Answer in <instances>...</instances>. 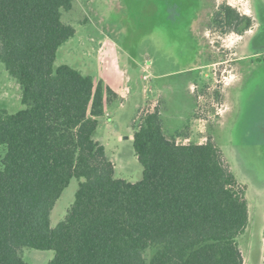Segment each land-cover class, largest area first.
<instances>
[{
	"label": "trees",
	"instance_id": "obj_1",
	"mask_svg": "<svg viewBox=\"0 0 264 264\" xmlns=\"http://www.w3.org/2000/svg\"><path fill=\"white\" fill-rule=\"evenodd\" d=\"M73 1L0 0V62L25 106L0 117V264H27L23 248L53 251L48 264H243L237 238L247 203L211 140L179 144L159 108L138 114L132 147L142 180L115 178L93 136L117 95L53 67L75 35L61 20ZM214 22L239 35L252 27L226 5ZM72 179L75 201L52 229L51 211Z\"/></svg>",
	"mask_w": 264,
	"mask_h": 264
},
{
	"label": "rangeland",
	"instance_id": "obj_2",
	"mask_svg": "<svg viewBox=\"0 0 264 264\" xmlns=\"http://www.w3.org/2000/svg\"><path fill=\"white\" fill-rule=\"evenodd\" d=\"M223 5L249 17L252 27H239V35L216 25ZM61 20L75 35L58 48L54 69L67 65L95 83L131 90L93 136L114 163L115 178L142 180L130 126L136 115L159 108L165 134L177 143L209 139L219 149L248 207L237 238L243 264H263L264 0H74ZM24 109L19 84L0 62V117ZM4 153L0 147V160ZM78 183L72 179L53 207L52 229L73 205ZM21 255L27 264H48L55 253L23 248Z\"/></svg>",
	"mask_w": 264,
	"mask_h": 264
},
{
	"label": "crops",
	"instance_id": "obj_3",
	"mask_svg": "<svg viewBox=\"0 0 264 264\" xmlns=\"http://www.w3.org/2000/svg\"><path fill=\"white\" fill-rule=\"evenodd\" d=\"M99 50L101 52L102 51V47H100ZM107 83H109V84H107V86L110 87L111 90L117 95V102H119V105L118 106H121L128 99V96L130 95L131 90H129L128 86H121L120 83H113V82H110V81H107ZM146 112H151V111H146ZM136 116H135V118H136ZM111 117H112V112H111V109H110V106H109V107L106 108L105 114H104V117L103 118H106V119H110L111 120ZM135 118L132 120V122L135 120ZM131 126H132V124H131ZM131 126H130V128H131ZM129 137H130V139L132 141L133 140V131H132V128H131V134H130ZM113 165H114V163H113ZM114 169L116 170L115 165H114Z\"/></svg>",
	"mask_w": 264,
	"mask_h": 264
}]
</instances>
